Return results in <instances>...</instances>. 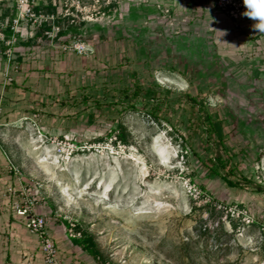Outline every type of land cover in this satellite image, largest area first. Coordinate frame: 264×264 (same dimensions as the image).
<instances>
[{"label":"rangeland","instance_id":"374dc122","mask_svg":"<svg viewBox=\"0 0 264 264\" xmlns=\"http://www.w3.org/2000/svg\"><path fill=\"white\" fill-rule=\"evenodd\" d=\"M245 11L243 0L58 6L55 20L82 28L60 51L83 58L64 81L76 94L86 90L74 111L88 115L87 126L56 136L41 112L7 124L23 132L21 151L11 145L23 180L16 189L41 198L35 210L63 223L68 239L69 230L77 240L91 237L96 263L264 264V219L240 200L244 180L263 182L264 155V33ZM19 29L26 38L36 27ZM113 32L130 50L119 59L113 48L98 49L97 36ZM102 53L125 73H104ZM3 79L10 83V69ZM103 80L110 85L98 87ZM242 211L253 224L242 222Z\"/></svg>","mask_w":264,"mask_h":264},{"label":"crops","instance_id":"0c3cea01","mask_svg":"<svg viewBox=\"0 0 264 264\" xmlns=\"http://www.w3.org/2000/svg\"><path fill=\"white\" fill-rule=\"evenodd\" d=\"M61 2L62 0H34V11L56 15ZM126 5L129 7L131 4ZM15 17V0H0V31L5 37V41L0 43V102L3 108V116L0 120L2 125L0 127V264H43L39 238L32 235L9 209L11 198L7 196L6 189L9 186L15 188L22 186L9 170L10 165L17 167L11 145L15 146L17 151L21 149L18 142L23 132L7 127V124L30 120L33 113L41 112L47 113L44 117L47 118L49 132L53 135L71 136L74 132H82L83 128H86L88 115L74 111L76 110L74 106L83 103L86 90L79 88L76 94L64 81L69 75H74V72L78 71L74 61L83 58H77L71 53L63 54L60 51V45L71 36L81 34L82 28L74 21L57 16L53 24L54 27L58 26V33L54 34V37L49 38L46 35L50 33L52 25L44 24L34 31L30 30L26 38L15 35L14 44L9 45L8 42L13 35L10 28L5 26ZM97 37L101 43L98 49L105 51L113 48V54H116L117 59L130 51L120 46L121 36L118 32L107 34L105 40L103 36ZM126 37L128 38V40L124 39L126 42L133 39L130 34H126ZM10 52L12 58L8 61ZM106 56L102 53L104 73L106 69L107 74L121 76L125 73L124 68L108 66ZM9 69L11 81L7 83L3 79V72ZM104 82L103 80L98 87L106 88L110 85V82L106 84ZM59 97L68 100L60 102ZM50 114L52 116H49ZM260 170L263 174V182L255 180V177L248 179L247 187L241 188L243 191L240 200L247 203L253 217L257 215L264 219V155ZM35 213L47 218V234L56 245L62 264H98L74 240L67 238L63 223L58 224L54 219L50 220L47 212L39 207Z\"/></svg>","mask_w":264,"mask_h":264},{"label":"built area","instance_id":"2783aa9c","mask_svg":"<svg viewBox=\"0 0 264 264\" xmlns=\"http://www.w3.org/2000/svg\"><path fill=\"white\" fill-rule=\"evenodd\" d=\"M16 18L10 23L6 24L5 28H10L12 32V39L8 44H11L15 41V35H20L22 37L23 32L26 30H20L19 26L21 23H29L32 27H40L44 24H51L52 28L50 33L46 35L51 38V34H57L58 28L54 27L55 16L54 15H44L41 12L34 11V0H16ZM225 7V6H223ZM5 41L3 33L0 31V43ZM75 51L81 53L83 48L75 47ZM1 117V114H0ZM16 180L21 184L22 177L19 169L10 165L9 169ZM22 187V186H21ZM30 189H19L9 186L6 189V194L11 198L10 202V211L11 213L18 218L25 228L32 234L39 238L40 242V252L43 259V264H62L59 258V253L56 245L52 239L47 234V218L42 215H37L35 213V205L42 201L38 196H34L29 193ZM20 197V198H19ZM242 216V222L247 226L253 224V220L247 216L245 211L237 212V216ZM80 234L72 233V230H69V237L75 239V237ZM260 240L264 245V226L260 228Z\"/></svg>","mask_w":264,"mask_h":264},{"label":"clouds","instance_id":"9594fccd","mask_svg":"<svg viewBox=\"0 0 264 264\" xmlns=\"http://www.w3.org/2000/svg\"><path fill=\"white\" fill-rule=\"evenodd\" d=\"M243 3L246 8L243 15L255 21L253 27L264 33V0H243Z\"/></svg>","mask_w":264,"mask_h":264},{"label":"trees","instance_id":"16d2710c","mask_svg":"<svg viewBox=\"0 0 264 264\" xmlns=\"http://www.w3.org/2000/svg\"><path fill=\"white\" fill-rule=\"evenodd\" d=\"M138 89L135 88L134 91H133V94L131 95L132 97L136 98L137 96H139V93H138ZM253 134V132L251 131H247V130H244L242 131V134L244 137H246L247 134ZM118 135V138L116 139H119L120 142H123V138L121 137L120 134H117ZM224 181L226 183V185L230 188H238L240 187L239 184L235 183V182H232L230 181L228 178H224ZM245 183H247L246 180H244ZM79 246H81L90 256L92 257H97V252H96V245L95 243L93 242V239L91 237H87L86 234H82V238L80 240H77V239H73Z\"/></svg>","mask_w":264,"mask_h":264},{"label":"bare ground","instance_id":"6f19581e","mask_svg":"<svg viewBox=\"0 0 264 264\" xmlns=\"http://www.w3.org/2000/svg\"><path fill=\"white\" fill-rule=\"evenodd\" d=\"M42 163L46 162V161H41Z\"/></svg>","mask_w":264,"mask_h":264}]
</instances>
